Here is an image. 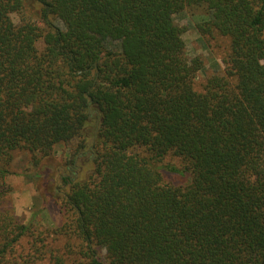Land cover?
Masks as SVG:
<instances>
[{"label":"trees","instance_id":"1","mask_svg":"<svg viewBox=\"0 0 264 264\" xmlns=\"http://www.w3.org/2000/svg\"><path fill=\"white\" fill-rule=\"evenodd\" d=\"M189 8L227 42L201 83ZM263 61L264 0H0V264H264ZM16 153L59 226L16 216Z\"/></svg>","mask_w":264,"mask_h":264},{"label":"rangeland","instance_id":"2","mask_svg":"<svg viewBox=\"0 0 264 264\" xmlns=\"http://www.w3.org/2000/svg\"><path fill=\"white\" fill-rule=\"evenodd\" d=\"M203 11L199 9L189 8L177 18L178 24L187 29L184 39L187 45V51L190 58L202 57L205 65L204 70L199 74V82L206 78L224 73L223 59L225 57L227 42L217 40L210 45L198 33V25L203 19ZM218 43V44H217ZM264 64V61H263ZM56 162L55 169L57 179L65 174V161L70 157L68 146H57L55 148ZM89 158V154L85 158H80V165ZM166 163L183 169L180 160L168 157ZM2 164L0 163V167ZM9 174L5 183L10 188L8 201L15 211L16 216L21 222L27 223L37 215V223L44 227H57L62 223V215L57 205L54 203L44 204L34 189L33 182L36 177L35 169L32 166L30 155L27 153H16L10 166L7 167ZM91 167L85 168V176L89 174ZM171 182L177 184H185L189 180V174L178 175L168 174Z\"/></svg>","mask_w":264,"mask_h":264}]
</instances>
